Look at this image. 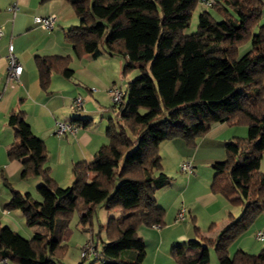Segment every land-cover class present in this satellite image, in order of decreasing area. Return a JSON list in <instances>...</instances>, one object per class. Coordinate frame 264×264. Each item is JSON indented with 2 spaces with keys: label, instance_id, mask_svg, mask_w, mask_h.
<instances>
[{
  "label": "trees",
  "instance_id": "obj_1",
  "mask_svg": "<svg viewBox=\"0 0 264 264\" xmlns=\"http://www.w3.org/2000/svg\"><path fill=\"white\" fill-rule=\"evenodd\" d=\"M60 1L80 21L65 35L77 57L121 58L123 75L132 70L140 75L127 84L122 103L112 104L117 119L109 120L107 144L90 163L74 166V182L67 188L45 168L48 151L25 114H10L15 142L8 158L22 164L23 179L42 180L41 201L10 186L12 198L6 209L21 210L27 225L39 230L27 240L0 220V261L60 264L72 215L78 212L81 228L89 231L96 206L103 204L107 211L120 210L121 216L109 219L101 252L93 243L95 259L101 255L102 264H142L146 243L138 231L165 226L157 194L170 178L163 172L161 145L181 140L195 148L214 125L228 124L247 127L248 136L227 143L225 160L212 167L211 190L241 206L242 214L237 219L230 216L216 239L191 240L186 248L174 247L172 255L179 264H209L214 248L219 264H264V248L258 255L243 251L229 255L232 244L264 214L263 1L203 4L208 10L200 14L198 31L190 35L186 32L200 0ZM245 42L252 47L240 56ZM36 63L44 90L53 72L65 78L72 75L68 57H37ZM73 122L91 124L87 119Z\"/></svg>",
  "mask_w": 264,
  "mask_h": 264
},
{
  "label": "crops",
  "instance_id": "obj_2",
  "mask_svg": "<svg viewBox=\"0 0 264 264\" xmlns=\"http://www.w3.org/2000/svg\"><path fill=\"white\" fill-rule=\"evenodd\" d=\"M14 3L19 6L16 15L7 10ZM206 10L200 3L195 12L198 11L200 16ZM49 16L56 17L52 31L34 22L35 17ZM78 23L80 21L71 13L69 6L60 0L47 3L40 0H0V28L3 32L0 38V220L3 226L27 240L32 239L39 228L29 227L21 210L6 209L12 198L10 186L23 195L30 194L36 201H41L37 196L42 180L23 179L22 164L8 158V150L15 142L8 124L10 114H25L34 135L44 142L48 151L45 168L50 170L51 177L59 186L68 185L74 182V166L82 162L90 163L108 142L106 130L109 120L117 119L108 89L119 87L125 91L129 83L124 81L123 88L117 82L124 68L123 59L116 61V57L106 54L97 58L76 56L65 35L70 28L79 26ZM10 45H13L14 54L23 67L19 79L14 81H8ZM52 56L70 58L68 67L72 75L65 78L61 73L53 72L50 86L44 90L36 58ZM77 97L84 99V108L80 111L71 108ZM75 119H87L91 124L83 127L74 124ZM58 122L74 124L77 132L58 137L55 133ZM247 136L248 128L245 126L216 124L208 134L198 139L195 148H189L181 140L161 145L163 172L170 178L169 185L157 194L158 206L165 211V226L141 228L138 231L146 243V256L151 253L150 264H179L172 255L174 247L186 248L191 240L197 238L216 239L230 223V216L235 219L240 217L241 206L233 207L224 196L211 190L214 179L212 167L225 160L228 142ZM184 161L192 162L193 173L178 172L180 163ZM263 167L264 153L261 171ZM172 174L175 175L173 178L170 177ZM182 209H185L182 221L186 220V216L190 217L191 227H184L182 221L177 220ZM114 211L121 216L120 210ZM195 228L199 230V235ZM259 231L264 233V214L232 244L229 255L235 251L248 253L244 239L248 233L257 234Z\"/></svg>",
  "mask_w": 264,
  "mask_h": 264
},
{
  "label": "rangeland",
  "instance_id": "obj_3",
  "mask_svg": "<svg viewBox=\"0 0 264 264\" xmlns=\"http://www.w3.org/2000/svg\"><path fill=\"white\" fill-rule=\"evenodd\" d=\"M66 5L69 6L67 3H66ZM69 8H70L71 13L75 15L73 9L70 6H69ZM78 21H79V19H78ZM78 24H80V23H78ZM262 24H264V20H262ZM198 26H199V13L197 11L192 16L190 27L187 29L186 34L190 35V34L196 33L198 31ZM251 47H252V43L245 42L244 44H242L239 47V51H238L239 55L240 56L245 55L251 49ZM115 60L119 61V58H116ZM122 71H120L121 75L117 79V82L123 88H124V85H122V84L124 81L126 83L131 82V81L135 80L137 77H139V75H140L138 70H132L126 75H123ZM93 90H96V89L93 88ZM182 163L183 162H181L179 167H178V172L180 174L183 173L181 171ZM262 171H264V167L262 168ZM174 176L175 175L172 174L170 177L173 178ZM72 184H73V182L68 184V185H63L60 187L67 188V187L71 186ZM37 197H38V199L41 200V196H40L39 192H38ZM232 205L235 208L238 207V205H235V204H232ZM235 208H233V209H235ZM118 216H119V214H117V212L107 211L105 209L104 205L100 204V205L96 206V208H95V214H94V218L92 220V225H90V227H88V228H90V230L84 231L80 225V214L78 212H75L69 221L70 235H69V238L66 240V242L63 243L64 245H67V249H66L65 254L63 255V257L61 259L60 264H102L104 258L101 255L99 256L98 260H96L95 258H93V259L91 258V259L86 260L84 263H82L83 261H82V256H81V249L83 251L84 247H86L87 245L91 247V246H93V243H95L94 245L98 248V251L101 252L102 242L107 241L105 229L108 225V221L110 218L118 217ZM181 224L187 228H188V226L191 227L190 217L186 216V220L182 221ZM185 230H186V228H185ZM256 235L257 234H254V232L250 233V234L248 233V235L244 239V246H245L246 250H248L247 252L251 255H258L264 248V242L258 241L256 239ZM92 238L94 241H91ZM195 240H198L199 242H201L200 238H197ZM235 252H237V251H235ZM235 252H234V254L232 253V255H231L232 257L236 254ZM145 259L146 260H145V262H143V264H150L151 263L152 258H151L150 252L148 253V255L146 256ZM174 260L176 261L175 258H174ZM10 263H12V262L10 261ZM12 264H15V263H12ZM209 264H219V261L217 260V256H216L214 248L210 249V263Z\"/></svg>",
  "mask_w": 264,
  "mask_h": 264
},
{
  "label": "built area",
  "instance_id": "obj_4",
  "mask_svg": "<svg viewBox=\"0 0 264 264\" xmlns=\"http://www.w3.org/2000/svg\"><path fill=\"white\" fill-rule=\"evenodd\" d=\"M202 4H204L206 7H210L213 5L212 0H200ZM10 13H13L14 15L17 14L19 11L18 4L14 3L7 9ZM34 22L39 25L41 28L46 30H54L56 25V17L55 16H49V17H35ZM3 32L0 28V38L2 37ZM8 62H9V74H8V81H14L18 80L20 75L23 72L22 65L18 62L15 54H14V47L13 45H10L9 47V55H8ZM112 104L119 105L122 103L124 92L119 87H111L107 91ZM2 99V93L0 92V101ZM74 111H80L84 108V99L82 97H77L72 104L71 107ZM77 127L70 124V123H62L58 122L56 124V130L55 133L58 137H62L68 133H76ZM181 171L185 174H191L194 171V165L190 161H185L181 165ZM185 218V209H182L178 216V221H182ZM159 228V227H154ZM256 239L260 242H264V233L262 231H259L256 235ZM82 259L83 258H91L96 257V251L93 246H86L83 248V251L81 253ZM0 264H12L8 259H2L0 261Z\"/></svg>",
  "mask_w": 264,
  "mask_h": 264
}]
</instances>
